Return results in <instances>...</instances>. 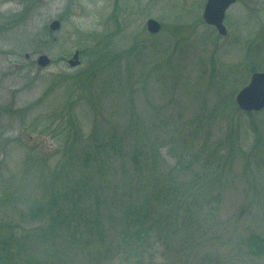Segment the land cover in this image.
Wrapping results in <instances>:
<instances>
[{
    "label": "rangeland",
    "instance_id": "rangeland-1",
    "mask_svg": "<svg viewBox=\"0 0 264 264\" xmlns=\"http://www.w3.org/2000/svg\"><path fill=\"white\" fill-rule=\"evenodd\" d=\"M206 2L42 0L27 20L12 24L9 22L24 5L21 0H0V238L15 237L13 246L21 254V264H130L120 255L126 254L120 251L118 255L122 240L108 215L116 226L126 205L142 202L152 176V164L148 160L144 164L142 159L135 170L140 179L121 183L120 177L126 173L120 156L110 159L96 152L88 161L90 165L82 168L96 201L76 199L72 186L65 185L71 184L67 180L80 177L79 164L73 165L71 161L76 158L81 162L84 158L83 148L78 147L79 137L84 144V139L89 142L95 123L103 126L105 138H120L124 133L135 137L140 127L146 130L147 137L150 130L159 133L163 154L171 163L176 162L175 153L184 151V145L188 152L200 154L201 161L214 154L219 143L227 142L230 123L245 144L253 141L244 115L236 113L230 119L223 118L224 94L232 87L226 86L220 95L219 85L225 77L240 76V90L250 81L254 64L260 67L257 70L264 71V44H257L264 33V0H238L227 10L228 34L220 38L213 34L205 40L209 31L201 18ZM149 18L163 24L159 33L147 32ZM55 19H60L61 25L48 34L46 27ZM166 26L174 27V31ZM137 34L144 45L140 47L138 66L127 69L126 58L117 57L125 68L123 72L117 70L118 75L99 69L88 87L58 82L59 75L86 69L94 63V55H89L80 67L72 70L66 59L76 50L91 51L101 44L120 53L134 46ZM42 54L52 62L40 66L37 59ZM157 64L159 68L155 67ZM103 65L101 60L100 66ZM128 76V84L118 79ZM110 78L113 82L107 81ZM107 83L110 85L105 88ZM215 106L220 108L217 117ZM77 126L82 129L79 133L75 131ZM207 128V140L200 141V133ZM92 144L85 150H94ZM61 160L66 167L58 166ZM234 167L240 171L241 165L236 163ZM256 169L246 180L231 173L222 187L220 221L227 227L223 242L228 241L232 254H238V238L231 228L255 225L254 216L259 214L249 206L248 214L243 215L246 197L258 194L253 186L264 189V166ZM125 170L132 174L130 166L125 165ZM57 194L60 198L54 209L59 211L60 223L55 229L49 227L48 219L33 216L29 210L46 209ZM72 196L84 217L99 222L100 234L91 222L83 220L77 224L68 214L66 202ZM68 222L70 233L62 235L60 228ZM169 222L171 230L182 228V238L174 235L170 242L173 250L181 249L174 258L181 264H196L206 250L218 245L217 241H209L213 223L210 220H193L191 226L184 221L181 226L174 219ZM97 252L102 253L101 257ZM149 252L158 255L161 262L162 249L147 245L146 251H142L146 260ZM245 264H264V260L254 262L247 257Z\"/></svg>",
    "mask_w": 264,
    "mask_h": 264
},
{
    "label": "trees",
    "instance_id": "trees-1",
    "mask_svg": "<svg viewBox=\"0 0 264 264\" xmlns=\"http://www.w3.org/2000/svg\"><path fill=\"white\" fill-rule=\"evenodd\" d=\"M21 1L24 8L9 23L18 24L27 20L30 12L37 9L42 3V0ZM46 30L48 34L52 33L48 26ZM261 36L262 40L257 41V44L260 42V45H263L264 33ZM140 42H143V40H139V35L137 34L134 46L120 53H114L101 44H98L91 51L87 48L82 49L83 56L94 55V63H91L86 69L59 75L58 82L88 87L96 76L95 74L100 70H103V73L116 72V75H118L117 70L121 69L123 72L125 68L122 67V62L117 61V57L118 59L126 58L127 69L138 66L139 56L142 53L140 47H144ZM252 48L253 46H250V50ZM101 60L104 62L103 66H100ZM98 65L100 68H98ZM159 66L160 64H157L155 67L159 68ZM254 70H257L255 64L250 68L251 72ZM212 71H216L214 66L212 67ZM130 78L131 76L118 79L122 83L128 84ZM233 80L234 78L230 75L225 77L224 83H220L219 85L220 95L223 94L226 86L232 87L227 94H224L223 118L230 119L236 113L245 116L250 133L253 135V141H250L248 145L241 139L240 132L230 123L227 142L219 143L214 154L202 158L201 161L200 154L188 152L186 145H184V151L175 153L174 158L176 162L171 163L163 154V142L160 141L162 136L150 130L147 137L145 136L146 130L143 127H140L136 131L135 137L124 133L120 138L113 135L105 138L106 133L103 132V126L95 123L93 130L90 131L89 142L84 139V144L79 137L78 147L83 148L82 155L84 158H81V162L73 158L71 163L73 165L79 164L81 168L80 177L75 176L73 179L67 180L66 183L71 182V184L65 185H70V188L72 186L76 199L82 198L84 200V198H89L96 201L90 189V181L86 179V174L82 171L83 166L90 165L88 161L96 152L104 153L110 159L120 156L123 172L126 173L125 176L120 177L121 183H125V180L133 183V181L136 182L140 179L136 177L140 173L135 170L138 169L142 159L144 164H147V160L152 164V176L148 180V191L144 194L142 202H132L126 205L121 218L118 220L119 224H116V226H114L115 223H113L112 216L108 215V219L112 221V228L115 231H119L118 235L122 240L120 243L121 249H117L118 255L120 251L126 254L120 253L124 259L129 260L130 264H181L178 260H174L181 249L175 248L173 250L170 242H172L174 235L178 239L182 238L179 233V231H182V228L177 226L171 230L169 219H174L175 222L177 221L176 223L181 222V226H184L182 221L187 222L189 225L193 220H196L197 223L209 220L213 222L210 224L209 231L212 234L209 241H217L218 245H213L209 250H206L203 257L197 259L196 264H245L247 257L251 258L254 262L264 260V198L257 197L264 195V189L262 188L253 186L255 192L258 194H255L254 197L253 195H249V198L246 197L248 201L244 208L245 212L243 215L248 214L246 211L249 209V206L252 210L256 209L259 211L258 217L254 216L256 224L242 228L240 225L231 228V232L238 238V241L235 242L238 254H232L227 244L228 241L223 242L226 234L225 231L227 230L225 224L220 221L222 219L220 218L222 211V187L225 186L223 184L228 182L229 176L233 172L237 177L241 176L246 180L253 174L252 172L256 168L260 169V167L264 166V154L261 153H264V110L261 112L242 111L235 102V94L239 88V84H237V79ZM107 81L113 82V78ZM109 85L110 83H107L105 88ZM219 109V106L214 107L215 117L219 116ZM81 130L77 126L75 131L79 133ZM209 132L210 128L202 131L200 133V141L207 140ZM90 143H93L91 146L94 147V150H85V147H88ZM121 143L127 145L121 146ZM192 158H196L198 161L194 163ZM30 160L31 157H29ZM236 163L241 165L240 171L235 169ZM62 164L66 167L63 160L59 162L58 166L60 167ZM125 165L132 168L131 175L125 170ZM66 173L69 176L71 168H68ZM59 195L57 194V198L54 199L53 204L49 205L46 209L40 207L37 211V208H31L29 210L31 215H41L43 220H49L50 228L56 229L60 221L57 219L59 211H55L54 205L56 206L57 199L60 198ZM68 202V214L73 216L75 223L82 224L83 220L91 222L92 226H96L94 228L96 232L98 234L101 233L99 222L84 217L82 208H80V211L77 210V200L74 199V196L66 203ZM108 210H110V207ZM110 213L112 212L110 211ZM61 218L62 216H60ZM69 225L70 222L63 223V227L60 228L62 235L70 233ZM167 227H169V230L166 229ZM203 233L206 236L208 235V232ZM14 238L12 235L0 238V264H21V254L18 255L17 249L13 246ZM227 238L229 237L227 236ZM142 240H146V242H142ZM149 244L152 245L153 249H162L163 257L161 258V262L158 261V255H152L151 252H149V259L146 260L142 251H146V246ZM97 255L101 257L102 253L97 252Z\"/></svg>",
    "mask_w": 264,
    "mask_h": 264
},
{
    "label": "water",
    "instance_id": "water-1",
    "mask_svg": "<svg viewBox=\"0 0 264 264\" xmlns=\"http://www.w3.org/2000/svg\"><path fill=\"white\" fill-rule=\"evenodd\" d=\"M235 1L236 0H208L206 5L204 17L209 23L216 25L222 34L227 32L226 27L223 24L225 11ZM59 25L60 22L55 20L51 24V28H58ZM148 27L151 32H157L161 26L155 19H150L148 21ZM77 57L78 55L74 58ZM71 62L73 65L78 63L77 61ZM39 63L43 66L48 64V56H40ZM236 101L244 110L259 111L264 108V72H254L252 74L249 84L238 92Z\"/></svg>",
    "mask_w": 264,
    "mask_h": 264
}]
</instances>
